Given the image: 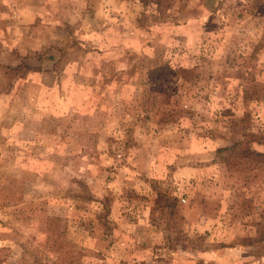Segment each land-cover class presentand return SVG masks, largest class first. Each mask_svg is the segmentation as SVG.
I'll return each mask as SVG.
<instances>
[{"label": "rangeland", "instance_id": "rangeland-1", "mask_svg": "<svg viewBox=\"0 0 264 264\" xmlns=\"http://www.w3.org/2000/svg\"><path fill=\"white\" fill-rule=\"evenodd\" d=\"M248 149L264 0H0V264H264Z\"/></svg>", "mask_w": 264, "mask_h": 264}, {"label": "trees", "instance_id": "trees-1", "mask_svg": "<svg viewBox=\"0 0 264 264\" xmlns=\"http://www.w3.org/2000/svg\"><path fill=\"white\" fill-rule=\"evenodd\" d=\"M159 69L161 71L159 73L153 75L154 81L162 79L161 76H163L165 72H166V74L170 73L171 75H173V71L167 65H160V66H158V70ZM154 71H157V70L155 69ZM165 79H166V77H165ZM236 145H238V144L233 143L230 146L220 147V148L216 149V151H217L218 154H220L222 152H229V151L234 150ZM248 152H249L248 154H253L254 156L259 157L260 160L264 161V152H257V151H250V150ZM263 239H264V232H261V236L258 239H256L255 241H258V240L261 241Z\"/></svg>", "mask_w": 264, "mask_h": 264}]
</instances>
